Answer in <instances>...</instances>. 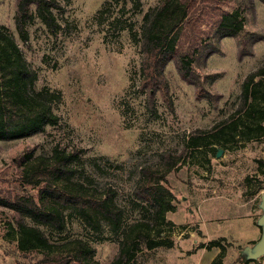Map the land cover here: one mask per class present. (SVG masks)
<instances>
[{
  "label": "rangeland",
  "instance_id": "rangeland-1",
  "mask_svg": "<svg viewBox=\"0 0 264 264\" xmlns=\"http://www.w3.org/2000/svg\"><path fill=\"white\" fill-rule=\"evenodd\" d=\"M57 1L55 30L34 18L25 25L23 41L13 19L15 0H0V26L37 73L36 88L53 92L51 103L59 116L58 123L47 125L43 132L0 140V196L22 192L18 166L27 156L50 154L55 145L82 148L73 179L98 191L115 192L114 200L123 211L119 228L111 230L102 223L99 230H92L67 209L61 232L28 218L27 223L38 226L51 240H86L94 246L100 264L110 263L120 239L140 222L144 224L135 226L132 235L146 232L171 246L143 247L128 264H242L247 259L245 247L253 246L261 234L257 220L264 191V134L254 128L244 136V115L234 117L235 129L219 133L221 142L190 150L165 173L161 182L172 193L168 198L172 209L163 220H153L152 207L139 200L134 189L142 167L160 164L164 153H179L195 129H207L233 113L243 78L264 61V40L253 45L252 54L238 59L237 38H222L219 52L205 64H193L196 83L183 80L175 64L168 63L165 73L172 107L157 93L150 110L139 87L138 38L143 15L159 0ZM253 1L254 15L246 14L244 30L264 33V3ZM245 2L216 0V5L230 10ZM203 3L194 29L197 37L189 36L185 44L193 42L192 37L205 41L211 34L218 13L208 1ZM206 137L211 139L209 134ZM13 221L14 212L0 205V264H35L39 252L17 248ZM256 227L259 231L253 233ZM215 239L223 250L206 246ZM251 261L260 264L264 255Z\"/></svg>",
  "mask_w": 264,
  "mask_h": 264
},
{
  "label": "trees",
  "instance_id": "trees-1",
  "mask_svg": "<svg viewBox=\"0 0 264 264\" xmlns=\"http://www.w3.org/2000/svg\"><path fill=\"white\" fill-rule=\"evenodd\" d=\"M205 1L209 2L211 10L216 9L218 13L212 21L211 34L205 41L197 42L192 37L193 42L185 44L184 40H188L189 36L197 37L194 33L197 28L195 24L203 13ZM260 1L264 3V0ZM218 6L216 0H159L143 15L138 38L141 52L139 87L145 92L146 105L150 110L154 109L153 102L157 93L172 107L165 73L168 63L175 64L183 80L196 83L197 74L192 69L193 64H205L210 55L219 52L222 38H237L238 59L252 54L253 45L264 40L262 31L244 30L246 14L254 15L253 0H246L242 6L230 10ZM59 7L57 0H15L13 19L20 38L27 40L25 25L34 18L54 31L58 25L53 10ZM36 79L37 73L27 64L12 35L0 26V140L24 138L43 132L47 125L58 123L59 116L51 103L53 92L47 87L36 88ZM236 114L246 117L241 126L244 136L254 128L259 134H264V61L243 78L238 103L232 114L207 129H195L179 153H164L160 164L142 167L134 195L152 207L155 222L159 218L163 220L164 213L172 209L168 200L172 193L161 182H165V173L190 150L208 142H221L222 135L219 133L237 127L234 119ZM207 134L211 139H206ZM82 152V148L67 150L55 145L50 154L27 156L18 166L17 178L22 185V192L0 196V205L14 212L17 248L39 252L40 257L35 264L100 262L95 258L94 246L86 240H51L38 226L27 223V218L57 232L66 227V209L95 231L102 227V223H106L111 230H117L122 222L123 211L114 200V191L109 188L103 192L98 191L91 184L73 179L77 173L74 163ZM28 187L36 188V191L32 192ZM140 224L144 223H136L134 227ZM134 227L129 228L120 239L117 253L109 264H128L143 247L152 249L171 246V242L154 239L146 232L132 235ZM206 246L224 249V245L216 239ZM251 260L246 259L242 264Z\"/></svg>",
  "mask_w": 264,
  "mask_h": 264
},
{
  "label": "water",
  "instance_id": "water-1",
  "mask_svg": "<svg viewBox=\"0 0 264 264\" xmlns=\"http://www.w3.org/2000/svg\"><path fill=\"white\" fill-rule=\"evenodd\" d=\"M222 153V149L218 148L215 155L219 157ZM259 206L262 209V214L257 220V224L260 226L261 234L259 239L253 246H246L245 252L247 259H255L264 255V191L260 195V204Z\"/></svg>",
  "mask_w": 264,
  "mask_h": 264
},
{
  "label": "crops",
  "instance_id": "crops-1",
  "mask_svg": "<svg viewBox=\"0 0 264 264\" xmlns=\"http://www.w3.org/2000/svg\"><path fill=\"white\" fill-rule=\"evenodd\" d=\"M258 231H259V230H258V227L252 229V232H253V233H257ZM243 262H244V261H243ZM251 262H252V261H249V262H247V264H251ZM260 264H264V262H262V263H260Z\"/></svg>",
  "mask_w": 264,
  "mask_h": 264
}]
</instances>
